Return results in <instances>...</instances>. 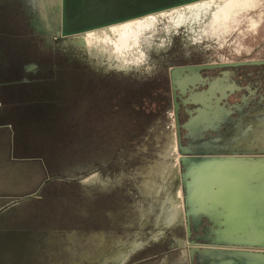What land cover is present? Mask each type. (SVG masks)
Returning a JSON list of instances; mask_svg holds the SVG:
<instances>
[{"label":"rangeland","instance_id":"374dc122","mask_svg":"<svg viewBox=\"0 0 264 264\" xmlns=\"http://www.w3.org/2000/svg\"><path fill=\"white\" fill-rule=\"evenodd\" d=\"M7 15L16 29V52H33L42 75L58 74L64 82L49 88L43 113L31 114L46 118L36 133L18 131L9 122L0 134V231L33 239L30 247L47 256L42 264L52 261V251L62 261L82 254L83 260L102 255L121 262L130 253L133 264H172L190 244H207L203 235L213 226L204 217L196 229L187 217L164 226L177 218L178 184L174 194L172 184L178 182L174 174L182 171L170 135L174 116L168 69L185 58H264V0H202L121 23L103 37L118 53L87 42L97 59L73 51L64 54L68 61L49 47L41 49L17 6L16 22L12 9ZM52 60L62 66L47 72L43 68ZM239 69L252 71V79L264 64ZM26 97L23 106L30 105ZM176 114L178 122L184 119ZM184 132L179 129L181 144L187 139ZM15 137L32 143L16 145ZM80 167L85 171L74 179L59 175ZM233 192L241 189L234 184ZM180 264L196 263L183 259Z\"/></svg>","mask_w":264,"mask_h":264},{"label":"bare ground","instance_id":"6f19581e","mask_svg":"<svg viewBox=\"0 0 264 264\" xmlns=\"http://www.w3.org/2000/svg\"><path fill=\"white\" fill-rule=\"evenodd\" d=\"M198 1L202 0H196L194 2ZM194 2L176 6L173 9ZM36 6L41 14L43 9L38 1ZM169 9H172V7L162 11ZM151 14L156 13H150L144 16ZM144 16L90 29L83 32L78 38L84 42L83 46L86 47L87 52H90V49L86 46L88 42V45L99 44V46L108 49L110 52L118 53L120 51L119 49L113 44H110L107 39H103L105 34L109 35L113 26L120 25L121 23L124 24ZM180 76H183V78L180 79ZM188 78V74L183 73L182 69H180L175 75L174 80L182 88V85L187 82ZM225 80L224 76L216 77L209 82L206 96L189 98L193 100L199 99L202 105V108L198 107L196 109L195 116L184 124L191 132H195L207 126V124L216 125L219 119L227 118V108H223L222 105L220 106L222 99L217 103L219 107L218 115H211L210 121L212 122L208 120L207 112L204 110L205 106L212 105L214 99L221 95H227L224 94ZM243 105L233 103L232 106L238 109V117L234 119L229 118L230 120L226 119L227 121H232L228 123L229 131L221 132L218 135L217 143L220 146L229 148L237 147L241 150L246 149L248 151L210 154L198 157V161L195 160V162L193 157L186 159L188 163L186 173L191 174L193 171H198L201 175H204L202 182L195 180L193 176L190 180L187 179L186 181L188 186H190V191L187 196V202L190 203L189 209H197L198 207L193 206V202L198 201L200 198V208L204 210L208 208L209 211L207 214L217 223L213 225L210 231L203 235L205 239L214 243L201 246L192 245L189 249V255L194 256L195 251L201 255L209 254L214 259L212 264H264V249L261 248V245L251 244V242H264V155H259L264 154V146L262 147L257 143H252L251 129L254 121L248 112L241 111ZM195 118H197V121L201 118V123H196ZM251 150L255 153L252 154ZM176 184L175 182L172 184L173 194ZM234 184L237 185L238 189H241V192L234 194ZM177 188L180 208L181 194L179 187ZM233 195H237L235 197H238L241 201H234ZM209 232L212 235H209ZM217 243L220 244L218 245Z\"/></svg>","mask_w":264,"mask_h":264},{"label":"flooded vegetation","instance_id":"af4514ba","mask_svg":"<svg viewBox=\"0 0 264 264\" xmlns=\"http://www.w3.org/2000/svg\"><path fill=\"white\" fill-rule=\"evenodd\" d=\"M16 6L17 10L24 16L27 24L26 26L31 30L32 33L37 36L36 37L33 35L35 38H37V42L40 41L41 49L49 47L53 50L54 53L66 59V61H68L69 59L65 58L64 54L71 53L67 45H60V43H56L53 41L56 31V26L54 24H52L51 26H43L38 20L37 21L39 22V25L33 23L31 18L32 16H36V13L33 10L32 3L29 0H0V134L3 130L5 131L9 127V122L15 124L16 129H18V131L23 132L25 131V128H31V131L36 133L41 127L38 123L43 120L45 121L46 118L44 116H37L34 117L36 118L34 119L31 114L33 115L36 110H38L37 113L39 114L43 113L44 108L42 106L43 104H47V101L45 102L44 99L48 94L47 92L49 91V88H57L60 83L64 82L62 77H60V75L58 74H53L49 76L42 75L41 65L39 64L37 57L31 56L33 52H29L28 54L24 55L20 54L19 52H16V29L14 25L10 24V17L7 15V12L12 9L14 15L12 18H14V21L16 22ZM184 56L187 57L188 54L185 53ZM45 60L47 61L48 59L46 58ZM250 60H264V58H248L235 60H227L225 58L216 60L205 58L192 60L185 58L179 63L172 64V66H183L188 64H223L217 65L219 68L216 69L218 70H215L214 67L216 66H204L197 69L193 68L189 70L182 69V72L187 73L189 76L187 82L182 85V88L176 84V81L171 87L170 80L168 79V90L172 101V117L174 113L173 110L175 108V104L173 102V95L175 100L177 101L176 112H179L180 114L182 113L184 115V119H182V117H179L178 123H182L184 120H186L188 114H190L188 120L185 121V123H187L188 121H190L191 118H193V116H195L192 115V111H194L196 105L190 102H184L183 100L185 98H193L196 96H206L208 88V86L207 88L205 87L206 81L210 79L208 81L209 85V82L214 78L224 76L226 79L224 94L227 95L224 99L225 102L222 104V106H229L233 103L244 104L242 107L243 109H241V111L245 113L248 112L251 115L252 120L254 121L253 127L251 129L252 143H257L263 147L264 70L259 71L257 74H255V77L251 79L250 76H254L253 74H251L252 71L244 73L239 68H244V66L246 67V65L264 64V62L249 63ZM58 62H54L52 60L48 68H42L46 69L47 72H52L56 67L62 66V64ZM213 69L217 71V75L215 77L213 76L214 74H216V72H213ZM46 77L48 80L46 79ZM26 95L29 96L26 98L28 99L27 102L30 105L23 106L24 104L23 102H21V98L25 97ZM234 96L235 98H237V102H234L235 100H230ZM27 102L24 101L25 104ZM246 103L247 105L244 110V106ZM198 107L202 108V105L198 104ZM28 108L33 110H29ZM234 111L236 113L238 112V109L234 108ZM25 114L26 116H24ZM224 119L230 120L228 117H225ZM26 120L30 121L28 122ZM172 128L173 129L171 130L170 135H173V143L176 149V136L174 125H172ZM178 129L182 131V129L184 128L179 126ZM190 133L193 132L188 129V134ZM20 134L22 135L23 133ZM202 134L204 133L202 132ZM191 138L192 135L190 139ZM46 139L49 140L50 137H46ZM15 140L16 145H25L32 143L31 141H28L26 137H22L21 139L16 138ZM194 140H196V137ZM10 142L13 144V139L10 138ZM169 142L170 141H168V143ZM33 144L36 143L34 142ZM3 146L4 139H0V148H2ZM251 153L254 154L255 152ZM259 155L264 154L262 153ZM23 158L27 159V157ZM84 171V168L80 167L79 170L67 171L65 174L62 173L59 175L64 176L65 178L68 177L69 179H74V177L76 176H81V172ZM76 172H78V174H76ZM96 177L97 176L91 179V181H97ZM77 182L81 184L84 183L81 180H78ZM261 248L264 249V242ZM133 251L134 250H132L131 252ZM208 255L209 254H196L198 264H212L214 262V259L211 258V255Z\"/></svg>","mask_w":264,"mask_h":264},{"label":"water","instance_id":"95a60500","mask_svg":"<svg viewBox=\"0 0 264 264\" xmlns=\"http://www.w3.org/2000/svg\"><path fill=\"white\" fill-rule=\"evenodd\" d=\"M29 1L32 3L33 10L36 13V16H32L31 18L33 23L39 25L40 22V24H42L43 26H48V25L51 26L52 24H54L56 26L55 36L53 38L54 42L60 43V45H64V46L67 45L71 53L75 51L76 53L82 52L83 54H85L87 51L86 48L83 46L84 42H82L81 39L78 38V36H80L83 32H86L87 30L107 26L109 24H113L130 18L144 16L150 13H157L159 11L171 7L173 8L176 6H180L182 4L194 2L196 0H29ZM37 1L44 10L43 16L37 13L38 9H35L36 6L35 4L37 3ZM87 53L91 54L94 57V59H97L96 53L95 54L94 52H87ZM260 62H264V60L249 61V63H260ZM217 65H223V64H188L183 66H170L168 72H169V80L171 87L172 85H174L175 83L174 77L177 74L178 70L180 69L189 70L193 68L197 69L204 66H217ZM114 68L128 69V68L115 67V66ZM216 75H214L213 77H215ZM209 80L210 79L206 81V86H205L206 88L208 86ZM225 97H226L225 95H221L218 98L214 99V97L212 96V98L214 99L212 105L205 106L204 110L207 112L209 121L211 120V115L213 116L218 115L219 107L217 106V103L220 99H222L220 104L221 106L225 102L224 101ZM183 101L190 102L196 105L194 111H192V115H195L198 104L201 105L199 99L193 100V99L185 98ZM173 102L175 104V108L173 110L174 112L173 116H174V127H175V136H176V150L179 154L177 158V163H180L182 166V171L179 173V176L178 173L175 171L177 174L173 177V179L178 180V182L175 181V183L178 184L177 186L179 187V189L181 188L183 189V192H181L180 190L181 206L177 212L175 211L177 218L175 220L167 221V223L164 226L181 224V222L183 221L182 217L189 218L192 223V227L194 229H196L197 224L200 222L201 217H204L212 226L216 225L217 223L207 214L209 209L207 208L204 210L200 208V202H201L200 198L198 199V201L193 202V206H196L198 208L189 209L190 203L187 202V196L190 191V186H188L186 181L187 179L190 180L193 176L194 179H197L198 181L202 182L204 180V175H201L198 171L197 172L193 171L191 174L186 173L187 164H188L186 159L188 157H193V160L195 162V160L198 161V157L207 156L210 154L215 155L222 153L245 152L248 150L246 149L241 150L236 146H235L236 148L220 146L217 143L218 135L220 134L218 131V128H220V122L226 124V125L224 124L221 125V128L225 132L229 131V126L227 124L229 122H232L222 119L220 116L219 117L221 119L217 121L216 125L207 124V126L202 127L201 129L188 134V129L184 125V123L186 120H188L190 114H188L186 120H184L182 123H178L177 114H176L177 101L175 100L174 95H173ZM232 105L233 104L229 106H225V108H227V113L232 112L233 111L232 108L233 109L235 108ZM196 119L197 118H195L196 123H201L202 120L201 118L199 119V121H197ZM179 126L185 129L184 136H186L187 139L184 144H181L179 141V129H178ZM226 126L228 127V129H226ZM202 132L204 134H202ZM191 135L192 138L190 139ZM195 137L196 140H194ZM251 152L253 151L251 150ZM28 197L29 195H26L18 199L12 200V202L22 201L24 199H27ZM1 201L2 199L0 198V202ZM195 216L196 218H199L197 219L198 221L196 220V218L194 219ZM143 222H146V220H144ZM150 224L152 223L150 222ZM184 227L186 233L189 234L190 232L189 224L188 223L184 224ZM211 229H212L211 227L210 228L208 227L207 231H210ZM10 232L11 230L7 232L0 231V264H37V263L42 264L44 262V258L46 259L47 256L43 257L40 254L37 255L38 253L37 254L35 253V251L38 252V250H36L37 248L34 246L30 247L29 245L30 241L31 243H34L33 239H26L23 237L21 238L11 237ZM50 241L51 243H54V245L57 244L59 245L61 243V241L59 240H50ZM210 243H214V242L208 241L207 244H201V245H208ZM217 244L219 245L220 243ZM251 244L262 246L263 242H251ZM192 245L198 246V244H190L189 249L192 247ZM189 249L187 250V254L185 253L186 249L185 250L183 249L181 252H179L180 254L179 260L172 261V264H180L183 259H187L188 261H192L194 259L195 263L198 264L196 258L197 252L196 251L194 252V256L189 255ZM80 255H78L79 258L67 257L62 261L61 259H57L56 253H53L52 251L48 255L52 257L51 259L52 261L49 262L48 264H85L83 261L87 263L92 262V264L94 263L93 261H95V264H121V262H118V260L116 262L111 261V259L107 256L96 255L97 258L94 259L89 258L87 260H83L82 258L83 255L82 256Z\"/></svg>","mask_w":264,"mask_h":264},{"label":"crops","instance_id":"0c3cea01","mask_svg":"<svg viewBox=\"0 0 264 264\" xmlns=\"http://www.w3.org/2000/svg\"><path fill=\"white\" fill-rule=\"evenodd\" d=\"M234 102H237V101L235 100ZM246 105H247V103H246L245 106H244V110H245ZM224 107H225V106H224ZM242 109H243V108H242ZM232 110H233L232 112H228V113L226 114L227 117L232 118V119H233V118H237V117H238V112L235 113V111H234L233 108H232ZM222 124H224V123H223V122H220V128H218V131H219V132L223 131V129L221 128V125H222ZM224 125H226V124H224ZM245 154H247V153H245ZM241 155H243V154H241ZM209 235H212V234L209 232ZM161 236H162V237L164 236V230H162ZM130 258H131L130 253H128L127 256H126V258H125L123 261H121V262H125L126 264H133L132 262L129 261Z\"/></svg>","mask_w":264,"mask_h":264}]
</instances>
